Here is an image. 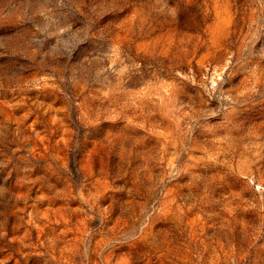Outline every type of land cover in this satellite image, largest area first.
I'll list each match as a JSON object with an SVG mask.
<instances>
[{
  "label": "rangeland",
  "instance_id": "obj_1",
  "mask_svg": "<svg viewBox=\"0 0 264 264\" xmlns=\"http://www.w3.org/2000/svg\"><path fill=\"white\" fill-rule=\"evenodd\" d=\"M0 264H264V0H0Z\"/></svg>",
  "mask_w": 264,
  "mask_h": 264
}]
</instances>
